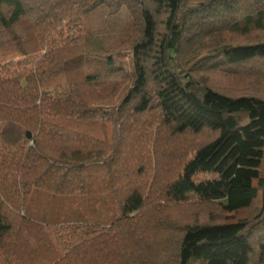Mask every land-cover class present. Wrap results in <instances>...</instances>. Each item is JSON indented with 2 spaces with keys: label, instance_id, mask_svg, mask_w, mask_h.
<instances>
[{
  "label": "trees",
  "instance_id": "trees-1",
  "mask_svg": "<svg viewBox=\"0 0 264 264\" xmlns=\"http://www.w3.org/2000/svg\"><path fill=\"white\" fill-rule=\"evenodd\" d=\"M98 6L131 17L130 83L100 121L119 84L52 80L90 58ZM258 31L264 0H0V264H264V95L214 80L264 83V38L224 39ZM217 202L220 220L165 213Z\"/></svg>",
  "mask_w": 264,
  "mask_h": 264
},
{
  "label": "rangeland",
  "instance_id": "rangeland-1",
  "mask_svg": "<svg viewBox=\"0 0 264 264\" xmlns=\"http://www.w3.org/2000/svg\"><path fill=\"white\" fill-rule=\"evenodd\" d=\"M131 28V17L125 6L119 8L116 12H108L105 6H98L93 11L83 17V46L90 53V58L80 60L76 63L65 65L57 71L53 77V83L67 85L72 81H81L85 75L94 76V80L99 90L105 94L112 93V87L119 84L118 94L113 101L107 100L97 109V119L106 120L112 118V107L119 102L126 87L130 83L131 71V52L128 49H120L121 44L128 37ZM255 38H264V32H253L247 36H238L233 33H227L224 37L228 42L251 41ZM117 50V51H116ZM112 54V60L106 58V54ZM198 54V48L189 51L185 56L186 60H192ZM125 76V77H124ZM124 77V81L119 83ZM214 80L224 89H233L236 93H256L264 95V83L260 86L253 85L242 80L234 78H222L214 75ZM109 101V102H108ZM165 213L172 218L171 222L177 226L180 224H189L196 217L201 222L216 219L220 220L225 216L222 204L213 203L206 205L193 204H169L165 206ZM67 210H60L49 218L52 220L76 219L75 216L66 213ZM254 210H245L237 214L239 217H250ZM177 230L175 234L177 235ZM159 231L152 233V236L158 237ZM170 234V233H169ZM175 234L172 237L175 238ZM169 264V263H168Z\"/></svg>",
  "mask_w": 264,
  "mask_h": 264
}]
</instances>
